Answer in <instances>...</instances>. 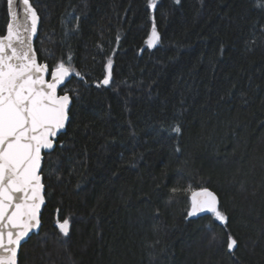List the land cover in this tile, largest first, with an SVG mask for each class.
<instances>
[{
    "label": "trees",
    "instance_id": "obj_1",
    "mask_svg": "<svg viewBox=\"0 0 264 264\" xmlns=\"http://www.w3.org/2000/svg\"><path fill=\"white\" fill-rule=\"evenodd\" d=\"M30 2L40 62L74 73L19 264H264V0ZM202 188L226 223L188 215Z\"/></svg>",
    "mask_w": 264,
    "mask_h": 264
},
{
    "label": "snow or ice",
    "instance_id": "obj_2",
    "mask_svg": "<svg viewBox=\"0 0 264 264\" xmlns=\"http://www.w3.org/2000/svg\"><path fill=\"white\" fill-rule=\"evenodd\" d=\"M20 2L23 9L18 14L15 0H7L11 22L7 34L0 37V264H17L21 241L39 226L44 203L42 151L54 147V138L68 120L70 97L67 93L58 95L57 89L74 73L69 57L67 64L60 62L51 79H46L48 65L37 62L32 46L38 21L36 10L29 0ZM150 6L155 8V0ZM159 39L154 25L147 43L154 47ZM111 68L109 60L104 85L109 83ZM173 131L179 133L180 128ZM189 191V216L210 212L218 221L227 222L215 193L207 188ZM59 228L67 236L69 220L64 219ZM236 246L237 240L229 236L228 249Z\"/></svg>",
    "mask_w": 264,
    "mask_h": 264
},
{
    "label": "water",
    "instance_id": "obj_3",
    "mask_svg": "<svg viewBox=\"0 0 264 264\" xmlns=\"http://www.w3.org/2000/svg\"><path fill=\"white\" fill-rule=\"evenodd\" d=\"M29 3L31 4L30 0H29ZM32 5V4H31ZM7 6H8V3H7ZM15 7H16V10L19 13L22 12V9H23V5L22 3L20 2V0H15ZM33 7V6H32ZM8 13H9V23L11 22V18H10V10H9V7H8ZM37 13V12H36ZM38 16V21H37V29H36V32L32 38V46H33V49H34V52L36 54V58H37V62L40 63V64H46V63H41L40 60H39V56L36 52V48H35V43L39 37V33H40V28H41V19L39 17V15L37 14ZM48 65V64H47ZM51 73L52 71L50 70L49 68V65H48V75L46 76V79H51ZM73 77V74L70 75L69 77H67L64 81V83L62 85H60L57 89V94L58 95H64V94H61V89L64 88L68 82L71 80V78ZM81 79H83L82 77H80ZM69 97H70V104H69V107H68V120L66 121L65 123V127L63 129H61L58 133H57V136L54 138V147L51 149V150H43L42 151V156H43V159H42V162H41V169H40V175L42 177V184H43V190H42V195L44 197V203L41 205V208H40V212H39V226L35 229H33L32 231L29 232L28 236H26L22 241H21V244H20V247L17 251V264H19V257H20V254H21V250H22V247L23 245L28 242L30 240V238L35 235V234H39L41 229H42V213L44 211V208H45V205H46V197H45V185H44V179H43V176H42V169H43V164H44V158H45V154L46 153H50L52 152L56 145H57V142L59 140V137L61 134L65 133L67 131V128H68V125H69V121H70V110H71V107H72V98L70 96V94H68ZM211 191V190H210ZM213 192V191H212ZM214 193V192H213ZM217 196V195H216ZM218 198V196H217ZM218 201H219V198H218ZM219 207V205H218ZM210 212H203V213H199L198 215L196 216H192L193 218H197L199 216H202V215H205V214H209Z\"/></svg>",
    "mask_w": 264,
    "mask_h": 264
}]
</instances>
